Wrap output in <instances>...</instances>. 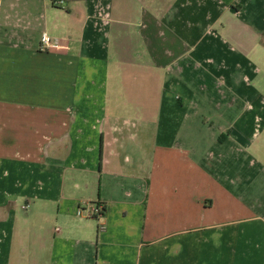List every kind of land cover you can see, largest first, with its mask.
I'll return each mask as SVG.
<instances>
[{
    "label": "crops",
    "instance_id": "obj_1",
    "mask_svg": "<svg viewBox=\"0 0 264 264\" xmlns=\"http://www.w3.org/2000/svg\"><path fill=\"white\" fill-rule=\"evenodd\" d=\"M0 264H264V0H0Z\"/></svg>",
    "mask_w": 264,
    "mask_h": 264
},
{
    "label": "built area",
    "instance_id": "obj_2",
    "mask_svg": "<svg viewBox=\"0 0 264 264\" xmlns=\"http://www.w3.org/2000/svg\"><path fill=\"white\" fill-rule=\"evenodd\" d=\"M58 42L53 40L52 37L48 34V32L42 33L41 37V48L48 49L57 47ZM29 204H25V208H27ZM76 214L81 217L87 218H95L97 219L99 224V229L103 230L105 228V213H104V204L102 202H81L78 204Z\"/></svg>",
    "mask_w": 264,
    "mask_h": 264
}]
</instances>
